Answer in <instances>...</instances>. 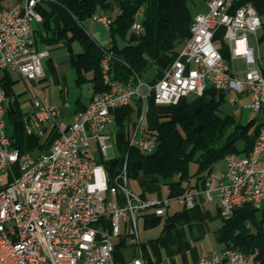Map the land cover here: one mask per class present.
<instances>
[{"label": "built area", "instance_id": "2783aa9c", "mask_svg": "<svg viewBox=\"0 0 264 264\" xmlns=\"http://www.w3.org/2000/svg\"><path fill=\"white\" fill-rule=\"evenodd\" d=\"M23 0L0 9V70L17 73L25 82L43 77L45 50L32 43L33 24L41 21L38 4ZM238 0H207V12L196 15L189 37L176 57L153 84L137 76L127 83L109 76L111 52L104 51L102 73L108 91L94 93L88 104L74 113L71 123L59 122L60 111L35 97L23 118L22 133L43 140L45 149L37 153L16 146L13 134L6 133L8 103L0 84V264H146L137 231V218L152 210L164 215L170 199H144L128 186V157L115 172L86 155L88 140L97 141L106 153L111 145L108 128L111 111L125 107L133 98L146 104L176 105L193 94L201 97L208 86L223 92L245 94L244 107L264 115V55L255 53L248 35L256 36L264 23L249 3ZM143 8L131 29L143 31ZM94 21L109 32L112 19L93 15ZM223 29L230 59L245 64L243 79L235 75L214 40ZM146 93L141 94L140 88ZM231 98V102H235ZM12 104V103H11ZM130 145L143 155L151 154L155 141L150 136L132 138ZM264 130H258L253 150L247 155L228 154L225 169L205 178L207 200L218 196L219 215L233 217L246 204L259 209L264 204ZM174 199L185 208L195 206V194L185 192ZM127 225L136 246L135 257L125 263L114 258L113 239ZM196 264H258L253 255L242 251L201 255Z\"/></svg>", "mask_w": 264, "mask_h": 264}, {"label": "trees", "instance_id": "16d2710c", "mask_svg": "<svg viewBox=\"0 0 264 264\" xmlns=\"http://www.w3.org/2000/svg\"><path fill=\"white\" fill-rule=\"evenodd\" d=\"M245 3L264 16V0H238L235 6ZM48 5L61 22L51 41L64 40L70 52L72 43L80 45L81 51L73 53L71 66L78 85L87 81V73L91 74L88 81L93 94L108 91L101 66L104 51L112 54L109 63L111 80L127 83L131 77L141 78L153 69L154 77L150 83L156 82L189 37L193 19L187 0H49ZM140 8L144 14L143 31L136 33L131 27ZM103 14L113 15L109 45L105 47L96 44L82 25L93 15ZM214 40L229 64V48L223 40V29L217 32ZM259 41H264V23ZM1 72L0 84L14 109L13 113H8V120L16 146L30 153L43 151L45 146L38 137L22 133V111L12 92L14 83L6 70ZM199 100L198 109H192L185 98L171 105L167 119L151 133L155 149L144 157L154 179L167 187L169 196L186 191L183 185L190 178L191 165L195 166L193 175L203 181L226 155H247L252 151L258 136L260 126H254V119L243 124L233 115L220 114V102L205 94ZM148 102L154 104L153 98L150 97ZM240 141L242 146L238 147ZM123 152L128 157L141 155L129 146H125ZM256 213L257 209L251 204L244 205L232 218L224 220L221 232L226 248L253 255L258 264H264V217L258 218Z\"/></svg>", "mask_w": 264, "mask_h": 264}, {"label": "crops", "instance_id": "0c3cea01", "mask_svg": "<svg viewBox=\"0 0 264 264\" xmlns=\"http://www.w3.org/2000/svg\"><path fill=\"white\" fill-rule=\"evenodd\" d=\"M22 1L0 0V9L21 3ZM48 1L42 0L38 4V10L42 19L33 24L32 37L33 45L37 49L45 50L48 53V56L43 61V77L27 83L17 73L7 72L14 83L12 85L13 93V88L17 84L20 82L23 84L24 91L21 95H16L19 108L23 106L20 109L22 111V121L31 110V101L35 97H39L44 99L49 106L59 109V122L71 123L74 113L83 109L93 95L92 85L88 81L91 78V74L87 73L85 75L87 81L78 85L76 82L77 75L71 66V60L73 53L81 51L80 45L72 43V52H70L64 40L51 41L52 34L61 27V22L54 10L49 7ZM207 10L206 0V10L201 13H205ZM88 20L102 26V24L94 21L92 18ZM261 34L262 27L257 31L256 36L252 35L256 47L247 39L249 46L253 48L255 53L264 55V50L260 49V45L264 43V41H259ZM89 36L91 37V35ZM91 39L96 42L92 37ZM96 44L98 43L96 42ZM76 45H78L79 49H76ZM108 45L109 38L106 46ZM233 61H239L245 68L242 59H230L229 66L232 72L231 63ZM1 71L3 70H0V75H2ZM233 73L239 77L238 74ZM153 77L154 70L145 83H150ZM83 85H86V90L81 88ZM140 93L145 94L146 88L141 87ZM204 94L208 98L220 102V105L224 101L232 106L239 105V114L242 113V109L249 101L245 94L236 96L231 92L219 91L211 86L206 88ZM190 95L196 101L194 104H190L187 101L188 104L192 109H198L200 107V97H196L193 94H189L188 96ZM44 96H46V99ZM187 97H185L186 100ZM232 97L236 99L235 102L230 101ZM169 111L170 105H156L149 104V102L144 104L139 98L131 99L127 106L115 108L111 111L113 121L108 128V133L111 136L109 141L111 145L110 149L105 154L102 153L99 150L97 141L91 138L88 140L86 155L102 164L109 172H115L124 157H128L127 153L123 152V148L125 146L134 148L130 145L132 138L152 137L151 133L167 119L166 115ZM252 119L254 118L249 120ZM262 123H264V119L258 124L255 121L254 126H260ZM91 144H94L97 148L93 156L88 154ZM221 161L222 164L216 166L217 162L210 173L218 174L225 169L224 159ZM261 167H264V156L260 158L257 164V168ZM128 171V186L132 192L144 199H170L164 215H155L152 210H149L137 218L138 238L146 264H196L201 255H208L211 252L222 254L226 250V243L221 232L224 220L219 215L217 193L212 192L210 200H207L203 193L207 175L202 181L193 175L195 168L193 173L190 172V178L184 182L183 186L186 188L185 192L195 194V206L185 208L174 199V197L185 192H176L175 195L169 196L167 187L154 179L155 177L151 174L144 156L134 155L128 157ZM259 213L262 216H258ZM256 214L258 218L264 217V204L257 209ZM113 243L116 262L125 263L135 257L136 246L132 241L127 225L122 224L120 235L113 239Z\"/></svg>", "mask_w": 264, "mask_h": 264}, {"label": "rangeland", "instance_id": "374dc122", "mask_svg": "<svg viewBox=\"0 0 264 264\" xmlns=\"http://www.w3.org/2000/svg\"><path fill=\"white\" fill-rule=\"evenodd\" d=\"M187 6L189 8V12H190L191 17L194 18L196 15H198L199 13H201V12H203V11L206 10V0H187ZM111 15H106L105 14L106 17H109V18L112 19L113 18V15H112V17H111ZM82 25H83L84 29L86 30V32L89 35H91V37L98 44H100L102 46H106L107 45V41H108V38H109V32L106 31L101 25H99V24H97L95 22H92L91 20L85 21ZM247 38L256 47V44L254 43L253 36L252 35H248ZM77 46L78 45H76V49H79V47H77ZM260 49L261 50H264V43H262L260 45ZM231 65H232L233 72H235L236 74L239 75V79H243V73H244V69H245L244 68V65L241 64V63H239V61H233L231 63ZM152 74H153V69H150L149 71H147L146 74H144L141 77L142 81L145 82L149 78V75L151 76ZM81 88L83 90H86L87 87H86V85H83ZM23 89H24L23 88V84L21 82L19 84H17L13 88L14 93L17 96L22 94V92L24 91ZM45 97L46 96H44V98ZM187 101L190 104H194L196 100H195V98L193 96L190 95V96L187 97ZM21 108H23V106ZM238 110H239V105L232 106L228 102L224 101L220 105L219 113L222 114V115H225V114L233 115V116H235V118H236L237 121H239V122H241L243 124H245L251 118H254L257 124L260 121H262V119H264V116H262V113H255V112H253L251 110H247L246 108H243L242 109V113L239 114ZM6 133L8 135H11L13 133V131H12V125L9 122V120H8V122L6 124ZM237 146L238 147H241L242 146V142L241 141L238 142L237 143ZM96 149H97L96 146L94 144H91V147H90V149L88 151V154L90 156H93ZM221 164H222V161H219L216 164V166L217 165H221ZM194 168H195L194 165H191L190 166V172L191 173L194 172ZM131 186H132V183H131ZM129 189H130V187H129ZM258 216H262V214L259 213Z\"/></svg>", "mask_w": 264, "mask_h": 264}, {"label": "bare ground", "instance_id": "6f19581e", "mask_svg": "<svg viewBox=\"0 0 264 264\" xmlns=\"http://www.w3.org/2000/svg\"><path fill=\"white\" fill-rule=\"evenodd\" d=\"M259 130H264V123L260 125ZM230 253H239V250L230 249Z\"/></svg>", "mask_w": 264, "mask_h": 264}, {"label": "water", "instance_id": "95a60500", "mask_svg": "<svg viewBox=\"0 0 264 264\" xmlns=\"http://www.w3.org/2000/svg\"><path fill=\"white\" fill-rule=\"evenodd\" d=\"M8 109L10 113H13L14 109L11 103H8Z\"/></svg>", "mask_w": 264, "mask_h": 264}]
</instances>
